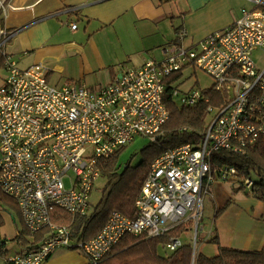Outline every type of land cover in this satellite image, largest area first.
<instances>
[{
	"label": "built area",
	"instance_id": "obj_1",
	"mask_svg": "<svg viewBox=\"0 0 264 264\" xmlns=\"http://www.w3.org/2000/svg\"><path fill=\"white\" fill-rule=\"evenodd\" d=\"M251 1L254 7L243 8L229 26L191 46L179 41L165 45L161 58L124 69L97 90L77 83L57 87L49 82L43 63L23 69L7 56L8 74L0 82V190L17 202L29 232L49 229L37 244L7 256V264H44L62 248L79 249L89 263L97 264L127 235L159 237L189 222L195 225L196 245L199 231L205 230L201 220L206 194L217 182L241 177L235 165L215 158V153L227 149L244 155L264 132V68L253 57L255 50H264V0ZM186 33L181 29L178 39ZM4 34L0 27V51ZM190 69L191 74L204 71L218 90L226 88L229 98L220 106L209 105L210 120L207 117L199 142L168 148L152 160L135 215L113 211L89 239L54 223L55 208L74 217L90 212L101 159L137 135L157 141L164 134L170 116L164 96L170 85L171 96L181 106L210 100L204 89L185 87V71ZM240 180L252 189V177ZM184 244L180 235L174 236L166 249L175 251Z\"/></svg>",
	"mask_w": 264,
	"mask_h": 264
},
{
	"label": "crops",
	"instance_id": "obj_2",
	"mask_svg": "<svg viewBox=\"0 0 264 264\" xmlns=\"http://www.w3.org/2000/svg\"><path fill=\"white\" fill-rule=\"evenodd\" d=\"M1 1L0 26L5 31V43L0 52L5 60L0 69L6 70V58L12 56L23 69L43 63L49 82L57 87L77 83L93 90L112 82L124 69L141 66L147 58H161L163 46L178 41L185 46L196 44L232 24L243 8L254 7L251 0ZM72 23L77 24L75 29ZM181 29L187 33L178 39ZM185 76L189 78L190 71H185ZM218 183L221 188L217 182L214 189ZM248 197L233 202L244 207L234 205L231 226L216 229L213 237L217 236L222 246L248 250L264 246V200L251 194ZM13 201L5 205V223L0 228V241L6 243L8 256L29 244L19 236L26 225L19 205ZM15 212L23 220V228L18 227ZM12 241L17 246L9 247ZM217 246L214 255L201 253L215 256ZM62 249L44 264L89 263L83 253ZM0 264H7L6 257L0 256Z\"/></svg>",
	"mask_w": 264,
	"mask_h": 264
},
{
	"label": "trees",
	"instance_id": "obj_3",
	"mask_svg": "<svg viewBox=\"0 0 264 264\" xmlns=\"http://www.w3.org/2000/svg\"><path fill=\"white\" fill-rule=\"evenodd\" d=\"M4 60L5 56L0 52V68ZM181 73L182 71L176 73L170 81L175 80ZM170 89L171 85L164 96L170 112L169 119L164 125V134L143 149L144 158L134 167L126 165L123 171L119 163V154L122 149L108 158L101 159L99 161L101 174L108 179L105 186L107 196L102 197L95 206L91 204L90 212L84 216L74 217L62 207L55 208L51 217L54 223L71 227L77 238L89 239L102 230L113 211L117 210L134 216L135 202L150 170L152 160L168 148L198 141L201 131L205 129L209 105L220 106L229 98L226 88L218 90L214 82L210 87L204 88L203 93L210 98L208 102L204 100L195 106H181L171 96ZM185 127L187 129H184ZM220 152L215 158H219L222 154L226 157L224 161L238 168L241 177H252L254 185L250 194L259 200H264V132L255 144L247 148L244 155L227 149ZM11 201L14 202L9 195L0 190V228L5 223L2 212L6 204L8 206L12 204ZM185 229L180 226L159 237L127 235L97 264H192L193 248L189 244H184L182 248L166 254L159 250L161 245L165 248L170 238L179 236ZM48 231L49 229H44L32 233L24 227L19 236L26 243L37 244L43 240ZM212 240L219 245L218 254L210 257L198 253L195 264H264V246L259 250H248L222 246L217 236ZM5 244L0 241V256L7 258L9 250Z\"/></svg>",
	"mask_w": 264,
	"mask_h": 264
},
{
	"label": "rangeland",
	"instance_id": "obj_4",
	"mask_svg": "<svg viewBox=\"0 0 264 264\" xmlns=\"http://www.w3.org/2000/svg\"><path fill=\"white\" fill-rule=\"evenodd\" d=\"M1 1V0H0ZM2 2V1H1ZM0 2V3H1ZM4 2V1H3ZM1 12V11H0ZM1 27V26H0ZM2 40V39H1ZM4 49V47H3ZM15 57V55H14ZM254 60L259 68H264V50L257 49L253 52ZM17 56L15 57V59ZM191 70V69H190ZM192 72V70L190 71ZM194 72V71H193ZM189 71L187 72V74ZM8 72L5 69H0V77L7 76ZM1 81V80H0ZM214 83V79L207 75L202 70H195V73L191 74L187 81H185V87L190 88L192 86L204 89L210 87ZM179 104V103H178ZM180 105V104H179ZM208 117V115H207ZM207 120V118H206ZM210 117H208V121ZM198 140L197 142H199ZM151 140L148 137L143 135H137L128 145L123 148L119 154V163L121 165V171L129 165L130 167L136 166L143 158H144V151L143 149L150 144ZM221 152L215 153V157H217ZM219 158L226 159L222 154H220ZM236 162L235 160H232ZM227 162V161H225ZM229 163V162H228ZM240 178L243 177H236L229 181L220 182L218 183V187L214 189L212 193L206 194L204 198L205 208L202 216L201 223L205 224V230H200L198 234V239L196 245H194V237H195V225L193 223H188L186 229L182 231L180 234L181 238L183 239L185 244H189L192 246L194 251L197 250V254L203 252L206 255H214L217 251V244L215 241L212 240V237L216 233V229L222 230V228L227 227L228 225L231 226L234 213H235V206L237 207H244L243 205H236L233 203L235 200H242L248 199L249 193L251 189L246 188L243 183H241ZM107 177L102 176V174L95 180V186L92 191L90 197V203L92 206H95L102 197H106L107 193L105 191V186L107 184ZM67 185L69 184L68 180H66ZM231 200V204H227L226 201ZM240 203V202H239ZM221 205L223 208L220 209ZM235 205V206H234ZM16 215H18L15 212ZM18 227H24L23 220L18 215ZM220 233V232H219ZM11 241V240H10ZM222 241V240H221ZM10 246H17L16 242H10ZM77 251L78 253H82L81 250L76 248H64L62 251ZM159 250L163 253H169L168 249L164 248L162 245L160 246Z\"/></svg>",
	"mask_w": 264,
	"mask_h": 264
}]
</instances>
